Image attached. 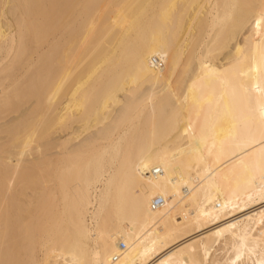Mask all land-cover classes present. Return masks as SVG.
Segmentation results:
<instances>
[{
	"label": "bare ground",
	"instance_id": "bare-ground-1",
	"mask_svg": "<svg viewBox=\"0 0 264 264\" xmlns=\"http://www.w3.org/2000/svg\"><path fill=\"white\" fill-rule=\"evenodd\" d=\"M219 244L264 264V0H0V264Z\"/></svg>",
	"mask_w": 264,
	"mask_h": 264
},
{
	"label": "rangeland",
	"instance_id": "rangeland-1",
	"mask_svg": "<svg viewBox=\"0 0 264 264\" xmlns=\"http://www.w3.org/2000/svg\"><path fill=\"white\" fill-rule=\"evenodd\" d=\"M252 24L253 23H249L248 25H247V27H246V29H245V32H244V34L243 35H245L246 34V32L250 29V27L252 26ZM243 35L240 37V39L243 37ZM30 193V192H29ZM26 194L27 195H30V194H28V191L26 192ZM256 208V207H255ZM255 208H253V209H255ZM257 209V208H256ZM252 210V209H251ZM122 242H119V247H120V244H121ZM122 248V247H121ZM219 248V249H218ZM222 248V245L221 244H219V246L218 247H216V251L215 252H213L212 253V255H211V257H210V260L212 261V260H214V261H209V264L211 263V264H214V262H216L215 261V259L217 260V262L215 263V264H217L218 263V261L219 262H221L225 257H227V255L228 254H225L226 253V249H224V248H222V250H220ZM225 250V251H224ZM222 252H223V254H222ZM215 254H217V255H215ZM220 255V256H219ZM223 255V256H222ZM225 255V256H224ZM218 257V258H217ZM220 257V258H219ZM223 257V258H222ZM215 258V259H214ZM241 260H239L237 263L239 264V262H240ZM243 262L244 261H246L244 258H243V260H242ZM242 261L240 262L241 264H245V262L244 263H242ZM219 264V263H218ZM246 264H250V262L249 263H247L246 262Z\"/></svg>",
	"mask_w": 264,
	"mask_h": 264
},
{
	"label": "built area",
	"instance_id": "built-area-1",
	"mask_svg": "<svg viewBox=\"0 0 264 264\" xmlns=\"http://www.w3.org/2000/svg\"><path fill=\"white\" fill-rule=\"evenodd\" d=\"M162 203V200L160 198H157L153 201L152 206L153 207H157L158 205H160ZM122 247V246H121Z\"/></svg>",
	"mask_w": 264,
	"mask_h": 264
},
{
	"label": "snow or ice",
	"instance_id": "snow-or-ice-1",
	"mask_svg": "<svg viewBox=\"0 0 264 264\" xmlns=\"http://www.w3.org/2000/svg\"><path fill=\"white\" fill-rule=\"evenodd\" d=\"M257 23L259 24V21H257Z\"/></svg>",
	"mask_w": 264,
	"mask_h": 264
}]
</instances>
